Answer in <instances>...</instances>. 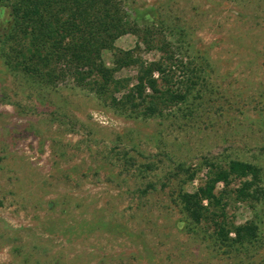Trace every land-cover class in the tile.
Wrapping results in <instances>:
<instances>
[{
	"label": "rangeland",
	"instance_id": "374dc122",
	"mask_svg": "<svg viewBox=\"0 0 264 264\" xmlns=\"http://www.w3.org/2000/svg\"><path fill=\"white\" fill-rule=\"evenodd\" d=\"M122 1L155 47L136 49L133 34L106 42L107 66L116 49L158 61L166 41L185 65L203 64L204 80L161 116L136 118L69 76L34 82L0 50V264H264V199H224L230 222L261 228L256 246L238 249L217 243L212 223H192L179 202L211 162L255 164L264 187V0ZM9 20L4 5L0 34ZM137 70L116 78L132 87Z\"/></svg>",
	"mask_w": 264,
	"mask_h": 264
},
{
	"label": "trees",
	"instance_id": "16d2710c",
	"mask_svg": "<svg viewBox=\"0 0 264 264\" xmlns=\"http://www.w3.org/2000/svg\"><path fill=\"white\" fill-rule=\"evenodd\" d=\"M4 5L10 7V20L9 27L0 34V50L8 69L39 84L58 85L69 76L78 86L108 101L119 114L136 118L161 116L170 106L185 102L204 80L203 64L185 65L166 41L156 46L164 53L158 61L145 62L136 50L116 49L113 67L107 66L102 53L106 42L133 34L140 39L136 49L141 43L155 47L152 30L131 19L122 0H0V8ZM129 67L138 69L132 87L128 79L116 78L119 71ZM179 70L181 79L176 75ZM124 90L127 92L116 97ZM207 165L210 168L204 184L196 192L179 194L184 213L196 225L210 221L213 237L222 246H256L261 239L258 223L230 222L224 199L234 194L237 202H261V168L240 160H231L226 166L214 162ZM193 179L194 175L190 181ZM237 180L240 186L227 192ZM221 184L224 190L217 193Z\"/></svg>",
	"mask_w": 264,
	"mask_h": 264
}]
</instances>
